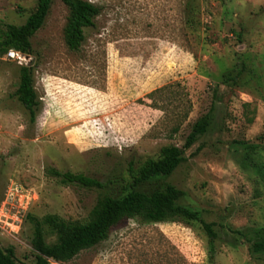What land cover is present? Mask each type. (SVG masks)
Wrapping results in <instances>:
<instances>
[{
  "label": "rangeland",
  "instance_id": "rangeland-1",
  "mask_svg": "<svg viewBox=\"0 0 264 264\" xmlns=\"http://www.w3.org/2000/svg\"><path fill=\"white\" fill-rule=\"evenodd\" d=\"M87 1L101 13L79 52L65 46L69 13L55 0L27 62L0 56V206L11 182L36 197L20 212L11 200L0 249L35 264L27 215L88 222L101 198L125 194L138 167L165 146L183 147L210 114L208 132L163 184L185 192L181 203L212 224V243L198 223L125 220L96 247L51 264H264V252L252 251L264 242V0ZM35 8V0H0V36ZM28 64L40 101L34 120L15 95ZM15 215L12 231L4 223Z\"/></svg>",
  "mask_w": 264,
  "mask_h": 264
},
{
  "label": "trees",
  "instance_id": "trees-1",
  "mask_svg": "<svg viewBox=\"0 0 264 264\" xmlns=\"http://www.w3.org/2000/svg\"><path fill=\"white\" fill-rule=\"evenodd\" d=\"M55 0H35V11L21 26H6L0 36V56L9 51L32 55L30 39L44 26ZM68 9L67 23L64 28V43L70 52H79L85 41V29L94 27L101 8L87 0H59ZM191 1V0H187ZM34 67L32 64L20 68L19 86L15 92L17 100L35 119L40 101L34 89ZM237 76L225 77L226 82H236ZM212 123L210 114L198 119L185 139L183 147L165 146L159 158L150 159L138 167L132 177L127 192L121 196H104L90 213L86 223L67 222L57 216H45L38 220L31 215L27 219L33 225L32 248L36 252L35 264L65 263L79 253L92 249L109 237L111 230L125 220H135L140 224L198 223L207 234L210 242L216 239L212 224L206 223L199 211L185 206L181 200L185 192L163 181L186 161V152L198 139L204 136ZM174 129V132H177ZM130 164V172H133ZM64 183L78 184L86 188H102V185L82 175L54 172ZM55 237L52 244L46 242V235ZM254 253L264 252V242L252 244ZM213 253L210 254V261ZM0 264H18L12 247L0 249Z\"/></svg>",
  "mask_w": 264,
  "mask_h": 264
},
{
  "label": "built area",
  "instance_id": "built-area-1",
  "mask_svg": "<svg viewBox=\"0 0 264 264\" xmlns=\"http://www.w3.org/2000/svg\"><path fill=\"white\" fill-rule=\"evenodd\" d=\"M6 58L12 61H16L19 65H23V63H26L27 57L21 53L15 52V51H9L6 55ZM16 199V203L18 204V212H20V209L22 208L23 203L26 201V207L28 205L32 204L34 200H36V197L34 194L29 191L25 190L21 185L15 182H11L7 189V193L4 198V202L1 203L0 206V228L3 224L2 220L6 218L5 211L9 204H11V200ZM13 207V206H12ZM12 220V222L9 224L5 222L4 224L12 231H15L17 229L16 222L19 221V217L17 215L14 216V218H9Z\"/></svg>",
  "mask_w": 264,
  "mask_h": 264
}]
</instances>
